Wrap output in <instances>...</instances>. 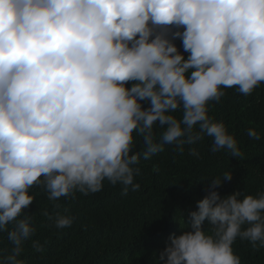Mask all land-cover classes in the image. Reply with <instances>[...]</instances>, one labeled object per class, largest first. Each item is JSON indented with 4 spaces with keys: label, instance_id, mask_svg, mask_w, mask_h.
<instances>
[{
    "label": "clouds",
    "instance_id": "clouds-1",
    "mask_svg": "<svg viewBox=\"0 0 264 264\" xmlns=\"http://www.w3.org/2000/svg\"><path fill=\"white\" fill-rule=\"evenodd\" d=\"M262 84L264 0H0V233L12 245L0 264H25L28 241L45 250L24 213L33 188L52 202L105 181L122 195L139 190L136 137L144 159L206 138L211 152L242 156L210 105L225 89L250 96ZM231 179L210 180L187 213L191 230L169 237L158 264H242L237 239L264 248V191L221 197L215 189ZM40 214L56 229L75 220Z\"/></svg>",
    "mask_w": 264,
    "mask_h": 264
},
{
    "label": "trees",
    "instance_id": "trees-1",
    "mask_svg": "<svg viewBox=\"0 0 264 264\" xmlns=\"http://www.w3.org/2000/svg\"><path fill=\"white\" fill-rule=\"evenodd\" d=\"M174 44L186 58L182 41L177 39ZM225 91L220 103L210 105L209 115L225 123L238 141L242 156L233 158L224 150L213 153L211 139L206 138L185 145L183 152L165 145L162 152L144 159V142L136 137L133 151L140 152L141 157L136 165L140 174L134 182L140 185L139 190L129 189L122 195L123 186L113 187L105 181L95 194L76 193L74 198L52 202L41 188H33L30 194L35 193V200L24 213L33 215L36 233L32 239L39 240L45 250L35 251L28 241L19 258L25 264H158L169 237L180 235L183 228L191 230L187 213L197 210L196 202L207 195L210 180L231 172L232 179L215 189L221 197L264 191V84L250 96L232 88ZM249 128L261 132V139L250 138ZM190 147L197 149L198 158L189 154ZM44 209L49 217L71 214L74 223L56 229L51 219L40 214ZM11 248L6 233H0V254ZM233 249L242 264H264V248L254 249L250 242L237 239Z\"/></svg>",
    "mask_w": 264,
    "mask_h": 264
}]
</instances>
